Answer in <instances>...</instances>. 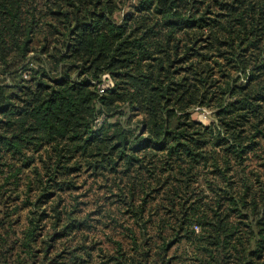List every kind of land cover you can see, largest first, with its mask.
<instances>
[{
  "label": "trees",
  "instance_id": "1",
  "mask_svg": "<svg viewBox=\"0 0 264 264\" xmlns=\"http://www.w3.org/2000/svg\"><path fill=\"white\" fill-rule=\"evenodd\" d=\"M3 167L33 198L0 228V264L61 263L36 225L78 227L59 203L82 171L133 212L164 207L156 252L111 264H264V0H0Z\"/></svg>",
  "mask_w": 264,
  "mask_h": 264
},
{
  "label": "rangeland",
  "instance_id": "2",
  "mask_svg": "<svg viewBox=\"0 0 264 264\" xmlns=\"http://www.w3.org/2000/svg\"><path fill=\"white\" fill-rule=\"evenodd\" d=\"M131 2L123 3L120 12L127 11ZM120 12L116 13L117 17ZM37 42L35 40L34 44ZM32 54L34 53L31 52L29 56ZM109 84H112L111 80ZM100 86H104L103 83ZM213 112L211 108L197 105L190 109L189 116L203 124H209L215 118ZM125 117L120 116V119L124 121ZM116 118L117 116L114 115L109 120L113 121ZM138 119L137 115H132L129 126L136 128ZM6 173L7 167H3V173H0V215L6 214L7 223H2L0 228L3 231L4 226L15 227V231H18L15 222L17 212L13 211V208L17 205L18 209L21 207L20 209L27 210L28 208L23 209L26 204L23 203L24 198L28 196L33 198V192L26 191L22 186L16 188L5 182ZM109 176L105 180L103 177L89 175V171H82L75 180L76 186L61 193L60 207L66 206L73 211L71 214L76 216L74 222L76 226L81 222L78 227L73 228L71 234L53 239L54 236H50L53 231L51 222L46 219L37 222L36 232L39 234L37 238H44L45 245L51 243L47 253L50 250V257H55L56 261L53 263L59 261L60 264H111L115 261V257L120 256L121 251L128 253L129 260L133 261L136 258L135 242L140 243V240L143 241L141 244L143 247L147 248L150 245L149 250L153 254L156 252L155 248L161 244L162 239L155 233L154 222L160 220L165 212L164 207L157 210L154 208L159 205L157 202L160 199L152 200L151 206L148 205L147 210L143 212L138 210L141 200L136 199L133 206L138 208L133 212L131 209L133 206L125 201L127 199L120 194L116 186L109 188V183L113 182V176ZM159 203L161 204V201ZM16 234L9 232L7 235L14 240ZM181 248L183 245L174 244L169 249L168 255L181 253ZM9 251L15 250L9 247ZM81 252H83L81 257L67 258L69 255Z\"/></svg>",
  "mask_w": 264,
  "mask_h": 264
},
{
  "label": "built area",
  "instance_id": "3",
  "mask_svg": "<svg viewBox=\"0 0 264 264\" xmlns=\"http://www.w3.org/2000/svg\"><path fill=\"white\" fill-rule=\"evenodd\" d=\"M104 91V86H100L99 87V92H103Z\"/></svg>",
  "mask_w": 264,
  "mask_h": 264
}]
</instances>
